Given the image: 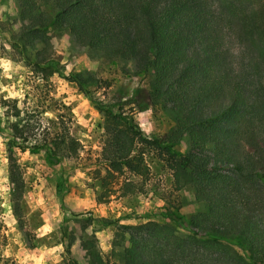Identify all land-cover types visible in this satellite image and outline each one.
<instances>
[{"label":"trees","instance_id":"16d2710c","mask_svg":"<svg viewBox=\"0 0 264 264\" xmlns=\"http://www.w3.org/2000/svg\"><path fill=\"white\" fill-rule=\"evenodd\" d=\"M17 1L30 42L46 44L50 27L71 29L101 56L133 62L137 73L149 76L151 103L170 106L174 129L153 137L140 127L129 98L104 100L95 95L102 88L97 76L65 75L101 114L105 183L128 175L122 196L136 193L161 162L174 189L191 188L196 201L207 204L190 218L188 235L154 220L133 226L122 264H264V0ZM26 46L18 42L22 51ZM50 55L44 48L38 58L25 59L64 75ZM0 106L18 104L1 96ZM66 106L56 102L54 118L44 115L47 109L26 110L23 125L14 126L22 151L59 160L80 154ZM185 136L184 153L176 145ZM11 179L24 188L14 172ZM106 195L100 200L111 191ZM84 248L101 262L90 243Z\"/></svg>","mask_w":264,"mask_h":264},{"label":"rangeland","instance_id":"374dc122","mask_svg":"<svg viewBox=\"0 0 264 264\" xmlns=\"http://www.w3.org/2000/svg\"><path fill=\"white\" fill-rule=\"evenodd\" d=\"M27 23L17 0H0V97L18 104L0 106V250L5 264H122V251L134 240L132 227L152 220L174 226L179 235L190 234V218L206 211L207 204L197 202L191 188L174 189L163 163L153 164L142 190L125 197L121 184L128 175L105 183L101 114L77 84L66 79L72 72L97 76L102 88L93 87L95 95L104 100L129 98L142 130L165 137L176 122L170 106L151 103L149 76L137 73L131 61L101 56L71 29L50 27L44 31L46 44L30 42L23 35ZM20 41L26 50L18 47ZM44 48L64 75L25 59L38 58ZM58 101L73 114L69 124L82 142L80 154L59 160L44 151H22L14 126L23 125L26 110L47 109L44 115L54 118L51 109ZM189 142L185 136L176 149L187 152ZM13 172L25 181L24 188L12 181ZM108 191L111 197L101 201ZM84 242L96 249L101 262L88 254Z\"/></svg>","mask_w":264,"mask_h":264}]
</instances>
